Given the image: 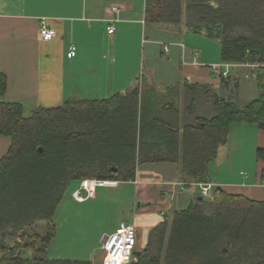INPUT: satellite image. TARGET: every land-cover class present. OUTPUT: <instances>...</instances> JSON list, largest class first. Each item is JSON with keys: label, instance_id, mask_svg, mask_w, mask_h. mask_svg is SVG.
Returning <instances> with one entry per match:
<instances>
[{"label": "trees", "instance_id": "obj_1", "mask_svg": "<svg viewBox=\"0 0 264 264\" xmlns=\"http://www.w3.org/2000/svg\"><path fill=\"white\" fill-rule=\"evenodd\" d=\"M144 22L217 41L222 64L259 65L256 98L239 107L208 87L184 84L192 99L181 121L179 88L159 92L141 76L123 94L37 108L28 117L20 104L0 101V136L10 140L0 158V264H90L21 256L20 243L31 239L27 229L37 223L52 226L42 240L40 251L46 252L53 217L71 183H125L134 180L139 165L175 163L184 188L209 184L208 166L232 124L264 130V0H145ZM5 89L0 74V98ZM197 89L212 105L210 119L194 117ZM257 158L264 162L262 149ZM198 198L149 232L135 264H264V201L218 187ZM18 234L20 243L4 241Z\"/></svg>", "mask_w": 264, "mask_h": 264}, {"label": "crops", "instance_id": "obj_2", "mask_svg": "<svg viewBox=\"0 0 264 264\" xmlns=\"http://www.w3.org/2000/svg\"><path fill=\"white\" fill-rule=\"evenodd\" d=\"M110 5L119 9L111 36L103 22ZM144 11L145 0H0V74L6 79L0 101L20 104L22 115L28 117L37 108H55L67 101L103 100L123 94L136 86L141 76L159 92L179 88L181 121L186 117L184 84L208 87L214 95L234 103L240 92L251 99L255 95L252 100L256 98L255 74L259 65L229 64L232 67L228 76L221 78L212 70L213 66L225 65L220 62V49H213V55L207 53L206 37L184 29L177 32L162 25L147 27ZM42 21L55 30L53 40H41ZM70 47L75 48L73 58H67ZM164 47L168 50L166 54ZM248 81L253 82L254 89ZM198 92L201 106L194 117L210 119L214 114L212 105L202 90L197 89ZM193 119L188 120L193 123ZM9 144V138L0 136V158ZM258 149L264 151V130L253 124H232L226 143L218 148L216 158L208 166L210 183L202 185L218 187L252 201H264V189L260 186L264 162L257 158ZM224 168L229 169L230 176L221 172ZM179 183L182 182L177 164L145 163L137 167L133 181L120 183L117 188H98L92 200L76 202L74 206H93L99 198L110 197L108 202L117 199L121 202L118 209L114 211L106 206L101 216L108 215L110 209L118 215L110 233L120 224L133 225L136 253H140L155 226L174 211L184 210L195 195L204 198L200 188H184ZM72 184L74 191L79 185L75 182L69 187ZM59 207L60 204L53 226L56 232L59 228L71 232L75 222L68 210L59 214ZM93 209L84 208L81 217L92 216ZM82 230L80 234L84 237L90 233L96 239L91 250L87 249V261L81 262L101 263L102 259L95 261V255L103 253L98 241L110 233H95L92 227L86 226Z\"/></svg>", "mask_w": 264, "mask_h": 264}, {"label": "rangeland", "instance_id": "obj_3", "mask_svg": "<svg viewBox=\"0 0 264 264\" xmlns=\"http://www.w3.org/2000/svg\"><path fill=\"white\" fill-rule=\"evenodd\" d=\"M206 41L205 44V49L206 52L209 54L213 55V49L218 48V50L220 49V44L217 41L214 40H210V39H204ZM218 55V52H217ZM229 65V64H228ZM232 67V65H229V69ZM213 70V69H212ZM224 71L223 68H218L215 67L213 72L219 74V77L223 78L221 76V72ZM240 72H238L236 75H239ZM241 81L243 82V78L241 77ZM250 83H252V88L254 89V84L251 81H248ZM243 93L240 92V96L239 98L237 97L236 99V105L239 107H242L243 105H245L246 103H248L249 101H251L254 97L251 99L250 96H243ZM196 99H195V105L193 108V112L194 114L197 113L200 109L201 106V96L198 93L194 94ZM232 95L229 93V96ZM233 96V95H232ZM183 105L186 108L187 105L190 104L191 99H192V94L191 93H184L183 94ZM182 105H180V109ZM179 107V106H178ZM234 163V162H233ZM221 172H224L226 176H230V171L228 168H224V170H222ZM214 173V172H213ZM212 178L214 177L213 175L211 176ZM115 182V181H114ZM117 182V181H116ZM120 182H117V184L111 188H117L119 186ZM181 184L182 187H184ZM199 185L201 184H192L191 187H197L199 188ZM178 186V183L177 185ZM260 186L262 187L261 183ZM75 188V185L72 184L64 193L63 195V199L62 202L60 203V207H59V214H63L66 210L69 211L70 214V218L74 220L75 222V228L71 230V232H66L64 230H58V232H56L55 227H54V237L52 238V240L54 239V241L51 243H49L48 245V249H46V252H42L40 251V249L42 250V246H43V239H44V232L49 230L52 226L51 225H46L44 223H37L35 224L33 227L28 228L27 229V235L25 237H30L31 239H28V241L24 242L22 240V243L19 242V235L15 237H11V236H6L5 237V242L7 244H9L10 246L14 245V244H18V242L20 243V247H21V256L23 258H27V259H33V258H49V259H61V260H70V261H87L86 259V252L87 249L91 250V246L93 245V241H95L96 237L93 236V234L91 235L90 233L87 234V237H84L83 234H80V231H83L82 228L84 226H86L87 228L92 227L95 231V233H100V232H104L107 231L108 233L111 232L112 227L115 224V220L118 217V215L114 212H112V209L115 211L118 209L119 204H121V202H119L117 199H112L110 202H108V199L110 198H99L98 202L93 205H86L85 207L82 208V206H74V204H78L76 203L73 199H72V193L76 190L73 191V189ZM100 188H107V187H100ZM110 188V187H109ZM264 189V187H262ZM98 189V188H97ZM96 189V190H97ZM92 200V199H89ZM87 200H84L83 202H85ZM82 203V202H80ZM107 203L109 205H107ZM106 206L111 207L112 209H110V213L108 215L104 214L103 216H101V212L106 210ZM84 208L85 209H89V208H94L92 210L93 214L92 216H86L83 215L81 217V214L84 212ZM82 209V210H81ZM74 213V214H72ZM60 218V217H59ZM77 224L79 226V229L77 227ZM52 225H53V221H52ZM35 233L37 234L35 236ZM51 233V232H49ZM39 237V238H38ZM104 239V238H103ZM103 241V240H102ZM102 241H98V247H102ZM92 244V245H91ZM27 246L26 248H24V246ZM45 245V244H44ZM100 250V248H98ZM103 250V249H102ZM93 253V252H92ZM95 255V254H94ZM104 257V251L103 253L96 254L95 255V261H98L101 259H103ZM100 262H97V264H99ZM102 264V262L100 263Z\"/></svg>", "mask_w": 264, "mask_h": 264}, {"label": "built area", "instance_id": "obj_4", "mask_svg": "<svg viewBox=\"0 0 264 264\" xmlns=\"http://www.w3.org/2000/svg\"><path fill=\"white\" fill-rule=\"evenodd\" d=\"M119 9L115 5L108 6L105 11L103 22L106 24V31L111 36L114 34V25L117 22L116 16ZM56 32L50 28L45 22L40 24L39 36L42 41L48 42L53 40ZM166 47L163 49V53H167ZM75 56V48L70 47L67 52V58H73ZM213 66L212 69L214 70ZM224 71L221 72V76L226 78L229 72V65L225 64L219 66ZM117 184L114 181H99V180H83L79 183L78 189L72 193V199L75 202H83L84 200L93 199L95 197L96 189L100 187H113ZM262 187H264V178L261 181ZM200 194L202 197H209L211 195V185H199ZM102 249L104 251V257L102 264H135L137 262L136 253V230L133 225L120 224L112 233L104 237L102 241Z\"/></svg>", "mask_w": 264, "mask_h": 264}, {"label": "water", "instance_id": "obj_5", "mask_svg": "<svg viewBox=\"0 0 264 264\" xmlns=\"http://www.w3.org/2000/svg\"><path fill=\"white\" fill-rule=\"evenodd\" d=\"M42 152V150H39V153H41ZM199 200H202V198L201 197H199Z\"/></svg>", "mask_w": 264, "mask_h": 264}]
</instances>
